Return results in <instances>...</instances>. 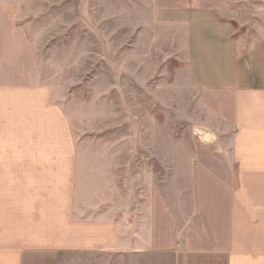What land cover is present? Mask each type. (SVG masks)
Listing matches in <instances>:
<instances>
[{
    "label": "crops",
    "instance_id": "crops-1",
    "mask_svg": "<svg viewBox=\"0 0 264 264\" xmlns=\"http://www.w3.org/2000/svg\"><path fill=\"white\" fill-rule=\"evenodd\" d=\"M219 1L183 0L167 7L182 17L156 22L189 88L229 113L225 159L194 166L183 222L151 184L134 207L116 199L119 175L80 149L54 88L0 70V264H264V0L239 27Z\"/></svg>",
    "mask_w": 264,
    "mask_h": 264
},
{
    "label": "rangeland",
    "instance_id": "rangeland-1",
    "mask_svg": "<svg viewBox=\"0 0 264 264\" xmlns=\"http://www.w3.org/2000/svg\"><path fill=\"white\" fill-rule=\"evenodd\" d=\"M262 1L220 0L229 7L221 18L236 27L242 17L254 22ZM152 2L148 12L150 0H0V70L17 74L2 79L54 88L80 149L119 175L116 199L123 192L134 207L155 186L183 222L192 213L194 166L225 159L229 113L189 88L176 46L156 37L158 20L182 17L167 7L183 0ZM141 24L142 52L134 47Z\"/></svg>",
    "mask_w": 264,
    "mask_h": 264
}]
</instances>
